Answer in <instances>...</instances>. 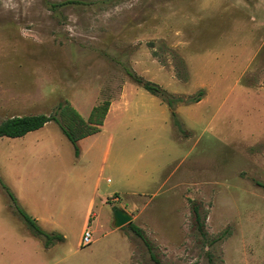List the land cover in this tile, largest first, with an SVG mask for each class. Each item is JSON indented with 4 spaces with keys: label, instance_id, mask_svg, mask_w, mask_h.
<instances>
[{
    "label": "rangeland",
    "instance_id": "obj_1",
    "mask_svg": "<svg viewBox=\"0 0 264 264\" xmlns=\"http://www.w3.org/2000/svg\"><path fill=\"white\" fill-rule=\"evenodd\" d=\"M64 1L0 0V122L49 115L61 102L88 119L118 99L109 118L110 181L99 193L109 202L97 197L93 242L81 247L82 219L61 220L74 210L75 190L47 191L57 213L38 219L45 230L37 223L47 233L59 228L50 234L64 240L46 252L36 239L33 264H264V30H251L249 1L73 0L79 4L57 11L47 4ZM127 69L181 101L171 109ZM52 136L57 158L76 157L54 122L30 139ZM24 141L0 138V178L15 197L24 191L10 175L18 169L40 183L43 167ZM0 201L12 208L1 185ZM117 209L133 216L151 251L127 225L114 227ZM3 216L32 235L23 220Z\"/></svg>",
    "mask_w": 264,
    "mask_h": 264
},
{
    "label": "crops",
    "instance_id": "obj_2",
    "mask_svg": "<svg viewBox=\"0 0 264 264\" xmlns=\"http://www.w3.org/2000/svg\"><path fill=\"white\" fill-rule=\"evenodd\" d=\"M248 1L249 15L247 21L251 22V30H264V0ZM117 100L110 101V107L105 116L103 125L101 126V131L79 141L80 155L78 157L72 158L70 154V157L68 159L66 158V160L57 158L61 154L59 153V147L56 146L53 141L55 140L53 136L44 140L41 144H38L37 142L39 141L37 140L31 142L30 138L40 134V130H43L51 122L47 123L43 128L21 137L23 140H29L27 142L24 141L25 143L33 145L28 148L30 149L29 152H31L32 149L33 152L41 155L43 167L39 178L40 183H37V180H30L27 174L20 172L18 169L16 174H11L10 177L14 182H17L21 190L24 191L23 194H18V196H16L21 207L25 210L22 204L26 205L32 212V215L28 213L27 210H25L26 213L36 219L41 227V222H39L38 219H42L46 222L53 219L57 213V211L54 210L55 213L52 212L51 202L44 197V194L50 189H54L53 187L56 185H61V188H67V186L70 185L72 189L75 190L76 205L74 210H63L61 220L67 221L72 215L79 216L82 219L81 233L91 226L97 197L104 203L106 202L105 204L109 202V200L108 202L105 200L107 198L99 196V193L102 184L104 182L109 184L110 181L109 176L106 175L109 173V166L107 167V164L109 162V150L114 143V136L112 135L109 140V118L113 112L114 103ZM126 142L127 136H121L117 146L118 150L122 149V146H124ZM51 158L55 159L52 163L50 160ZM51 165H53V167H51ZM123 166L125 167L124 163ZM38 189H41V193L38 192ZM112 201L118 202L119 199L115 197L112 198ZM3 203L4 205L2 201H0V264H33L35 257L33 246L35 240H39L40 238L35 236L32 232V235H29L26 231H23V229H18V226L16 227L8 223L3 216V211H6L14 218H19V216L15 214L12 208L7 206L6 201H3ZM133 206L135 207L136 204L134 203ZM9 209H11V211ZM42 229L44 228L42 227ZM57 229L51 230L52 232L50 233H54L53 231H57ZM61 230L64 231V228ZM36 244L38 248H40L39 244ZM43 248L46 252L50 251L49 248H45L44 246Z\"/></svg>",
    "mask_w": 264,
    "mask_h": 264
},
{
    "label": "trees",
    "instance_id": "obj_3",
    "mask_svg": "<svg viewBox=\"0 0 264 264\" xmlns=\"http://www.w3.org/2000/svg\"><path fill=\"white\" fill-rule=\"evenodd\" d=\"M49 8L53 11H57L59 8L70 5V4H79L78 1L68 0L60 3L48 2ZM127 75L130 79L137 85L141 86L148 92L153 95L161 97V99L168 104V106L173 109L174 105L181 101L178 98H175L173 95L167 93L161 86L158 84L146 81L136 73L132 72L130 69H127ZM203 92L199 93V96L196 98L190 99V102H199ZM110 107V101L106 103L99 104L94 107L91 111V114L88 119H84L68 102H61L55 108V111L52 114H38V115H24V116H12L0 122V138H21L30 132L37 131L43 128L47 123L54 122L56 123L61 132L73 145L74 154L76 157L80 155V146L79 141L87 136L96 134L101 131V126L103 125L105 116ZM173 117L176 115L174 111L172 112ZM178 125L177 122H175ZM0 185L2 189L7 193L12 209L15 214L19 216L21 220L29 227L31 232L41 238L44 242L46 248H50L54 243L64 240V237L61 235L50 234L43 231L37 220L30 216L26 211L19 205L15 195L10 191L9 187L4 184L0 178ZM264 188V184H259ZM193 220L198 230L204 234L205 220L201 217L200 208L197 205L192 206ZM129 229L135 233L145 244L149 251L152 250V245L145 235L144 231L137 227L133 222L127 225Z\"/></svg>",
    "mask_w": 264,
    "mask_h": 264
},
{
    "label": "water",
    "instance_id": "obj_4",
    "mask_svg": "<svg viewBox=\"0 0 264 264\" xmlns=\"http://www.w3.org/2000/svg\"><path fill=\"white\" fill-rule=\"evenodd\" d=\"M132 216L123 210L117 209L114 212V226L122 228L132 222Z\"/></svg>",
    "mask_w": 264,
    "mask_h": 264
},
{
    "label": "built area",
    "instance_id": "obj_5",
    "mask_svg": "<svg viewBox=\"0 0 264 264\" xmlns=\"http://www.w3.org/2000/svg\"><path fill=\"white\" fill-rule=\"evenodd\" d=\"M92 241V233L88 229H85L80 240V246H88L92 243Z\"/></svg>",
    "mask_w": 264,
    "mask_h": 264
}]
</instances>
